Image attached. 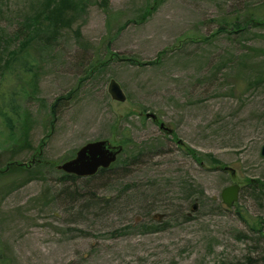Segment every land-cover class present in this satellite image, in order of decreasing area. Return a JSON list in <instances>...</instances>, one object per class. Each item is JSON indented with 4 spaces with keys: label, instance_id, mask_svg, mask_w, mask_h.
<instances>
[{
    "label": "rangeland",
    "instance_id": "1",
    "mask_svg": "<svg viewBox=\"0 0 264 264\" xmlns=\"http://www.w3.org/2000/svg\"><path fill=\"white\" fill-rule=\"evenodd\" d=\"M42 1L0 0V61L8 34ZM263 5L85 1L43 53L36 84L11 89L22 118L12 130L0 118V166L39 151L55 164L0 183L8 264H264V187L250 183L264 182V24L219 33ZM112 80L126 102L112 99ZM127 133L133 142L109 178L60 180L57 167L81 147L118 146ZM232 185L241 189L228 209L221 196Z\"/></svg>",
    "mask_w": 264,
    "mask_h": 264
},
{
    "label": "trees",
    "instance_id": "2",
    "mask_svg": "<svg viewBox=\"0 0 264 264\" xmlns=\"http://www.w3.org/2000/svg\"><path fill=\"white\" fill-rule=\"evenodd\" d=\"M85 1L86 0H43L41 3H37L33 11L27 14L23 20L18 23V26L13 33L8 34V37H6V51L4 52V57L6 58L4 61H0V118L9 130H12L14 124L22 118V115L19 114L17 104L18 94L11 89L17 84V80H20L21 78H25L29 82H34L36 84V78L39 75L42 65L43 53L48 52L49 49L54 47L60 38L62 31L71 27L75 22L77 15L82 13ZM149 9L148 14H150L152 8ZM258 15H262L264 18V5L253 9L250 15L246 18L244 25L240 23L238 19L234 22L223 23L219 33H239L245 30L248 26H262L264 21L262 23L256 22L261 18ZM255 17H257V19H255ZM78 36H80L79 32ZM65 98L67 97L62 96L58 98L54 103L53 108H55L59 101ZM23 122L25 125H28L27 118H24ZM26 133L27 131L25 130L23 134ZM19 140L21 143L27 142V138L23 135H21ZM131 142L133 141L127 133L126 137L121 140L120 144L125 147V150L118 157L116 163H114L109 169H101L97 175L82 179L59 171L58 173L61 175L60 180L63 183H74L78 180L90 183L96 178H109L112 170L120 165L121 158L127 151V146ZM16 144V149L21 146L20 143L16 142ZM23 146L24 145L21 147ZM187 153L198 164H201L204 161L203 158L195 153V151L190 150L189 148L187 149ZM207 159L216 170L225 171L226 167H222V163L216 158L207 155ZM47 165L52 168L55 166L54 163L44 161L41 151L34 155V158L28 164L15 161L9 162L5 166H0V183L8 180V178L18 175H21L20 177L27 176V178L38 177V174L44 172ZM250 183H257L260 187H264V182L259 180H252ZM90 199H94V197ZM241 216L246 221V218L242 214ZM255 230L257 231V229ZM8 261L6 252L0 242V264H8Z\"/></svg>",
    "mask_w": 264,
    "mask_h": 264
},
{
    "label": "water",
    "instance_id": "3",
    "mask_svg": "<svg viewBox=\"0 0 264 264\" xmlns=\"http://www.w3.org/2000/svg\"><path fill=\"white\" fill-rule=\"evenodd\" d=\"M108 91L113 100L121 103L126 102V95L117 81L110 82ZM149 117L155 118L154 115H148ZM123 151L122 145L114 146L108 140L90 142L81 147L73 159L62 163L57 169L78 178L93 177L101 169H109L116 163ZM261 156L264 157V146L261 149ZM226 171H229V168H226ZM230 171L232 175H235L234 170L230 169ZM239 192V185H232L223 190L222 202L228 209L233 208L238 202ZM196 208V206L193 207L194 210Z\"/></svg>",
    "mask_w": 264,
    "mask_h": 264
},
{
    "label": "flooded vegetation",
    "instance_id": "4",
    "mask_svg": "<svg viewBox=\"0 0 264 264\" xmlns=\"http://www.w3.org/2000/svg\"><path fill=\"white\" fill-rule=\"evenodd\" d=\"M155 121H157V119H154Z\"/></svg>",
    "mask_w": 264,
    "mask_h": 264
}]
</instances>
